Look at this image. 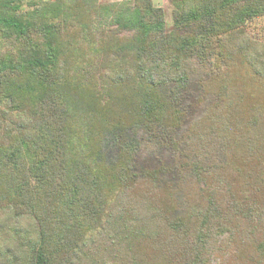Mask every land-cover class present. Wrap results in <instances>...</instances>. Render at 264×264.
<instances>
[{"label":"trees","instance_id":"trees-1","mask_svg":"<svg viewBox=\"0 0 264 264\" xmlns=\"http://www.w3.org/2000/svg\"><path fill=\"white\" fill-rule=\"evenodd\" d=\"M171 3L0 0V264H264V0Z\"/></svg>","mask_w":264,"mask_h":264},{"label":"rangeland","instance_id":"rangeland-1","mask_svg":"<svg viewBox=\"0 0 264 264\" xmlns=\"http://www.w3.org/2000/svg\"><path fill=\"white\" fill-rule=\"evenodd\" d=\"M25 4L28 1L32 0H24ZM127 0H100L102 3H115V2H123ZM152 4L155 7L162 8L165 14V22L167 27H170L172 25V19H171V10H172V3L171 0H152ZM263 25H261V28H257L256 33L260 36L264 34ZM262 29V30H261Z\"/></svg>","mask_w":264,"mask_h":264}]
</instances>
